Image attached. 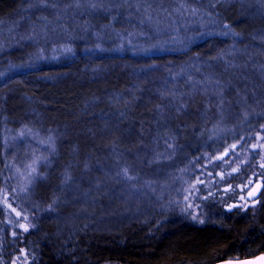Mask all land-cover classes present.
<instances>
[{
  "label": "trees",
  "instance_id": "1",
  "mask_svg": "<svg viewBox=\"0 0 264 264\" xmlns=\"http://www.w3.org/2000/svg\"><path fill=\"white\" fill-rule=\"evenodd\" d=\"M246 1L202 7L211 30L199 29L195 39L165 52H110L75 41L66 56L47 61L39 57L41 43L6 48L0 56L1 69L9 70L0 74V194H13L30 229L12 235L0 207V264L16 258L17 264H213L264 253V192L255 213L223 215L222 226L180 224L153 207L149 215H103L101 205L123 198L122 188L108 182L112 164L131 166L141 157L142 174L149 176L153 167L173 171L168 161L152 160L172 153L183 155L176 163L188 164L186 171L201 174L230 147L246 153L256 144L264 130V9L248 8ZM24 2L0 0V26L13 22ZM91 20L108 22L105 16ZM251 110L260 113L246 115ZM215 129L231 133L214 137ZM24 130L54 147L39 168L30 203L16 191L10 165L24 147H36L24 141L14 150L10 135ZM230 168L217 163L204 170L214 175L217 192L252 179L251 166L236 174ZM153 174L158 177V169ZM232 194L214 193L208 212L221 214L234 202ZM82 200L91 215H74Z\"/></svg>",
  "mask_w": 264,
  "mask_h": 264
},
{
  "label": "rangeland",
  "instance_id": "2",
  "mask_svg": "<svg viewBox=\"0 0 264 264\" xmlns=\"http://www.w3.org/2000/svg\"><path fill=\"white\" fill-rule=\"evenodd\" d=\"M215 1L217 0H25V6L16 19L0 26V56H3L6 48H12L16 44L25 47L27 44L41 43L39 45L44 44L45 51L39 52L42 55L39 57L47 61L56 60L70 53L73 48L72 43L75 41L93 44L97 50L110 52L123 51L122 49L127 48L138 54H149L178 49L195 39L197 30L207 33L211 30L206 29L205 22V19L207 21L211 16L204 14L200 9L211 6ZM245 6L262 10L264 0H247ZM103 16L108 18L107 24L96 26L91 20L93 17ZM125 24L133 26L126 28ZM108 43L114 45V48H105L104 45ZM3 59V57L0 59L1 75L9 71L5 68L1 69L4 67ZM250 113L258 115L260 111L251 110L246 115ZM226 133L227 130L224 133L221 129H215L213 136L219 137ZM9 139L14 142L12 144L14 150L19 149L24 141L36 146L30 150L24 147L22 149L24 155L15 156L10 163L18 181L16 191H19L21 197L30 203L34 184L39 177V168L52 155L54 147L50 141L40 136L36 137L30 130L12 133ZM182 156L177 157L169 153L168 159L164 154L152 159L168 161L170 167L167 169L172 168L173 171L162 173L160 167H153L149 176L142 174L144 171L141 164L144 159L141 157L131 166L118 167L112 164L111 168L108 167L110 171L108 182L112 187L122 188L118 195L123 198L121 203L112 200L105 205L100 203L107 211L103 215H149L148 211L153 207V211H161L160 215L173 214V218H176L180 224L205 227L222 226V218L229 215L256 212L259 200L248 201L247 194L253 188V184L261 182L264 185V130L257 135L256 144L248 152L243 153L239 151L238 145H234L211 162L208 161L201 174L199 170L186 171L188 164L178 165L176 162ZM207 160L210 158L208 157ZM217 163L230 166L231 174L238 173L243 166H251L254 170L252 179L236 187L231 185L218 189L217 192L214 186L217 185L216 180H210L214 175L204 171ZM156 169H158V177L153 174ZM219 177L223 178L224 175L220 173ZM209 190L211 193H208ZM229 192L234 193L232 203L239 204L238 207L230 211L233 204L229 203L221 207L222 209L219 210L221 214L208 212L214 211V208L210 209L209 203L214 199V193ZM13 198V194L9 192L0 194V207L4 208L5 214L10 217V221L7 222L9 230L12 229V235L16 228L24 231L30 229L28 218L15 207ZM214 203L213 200L211 205ZM216 206L217 204L214 207ZM95 208L97 215H100L102 209L100 210L99 205ZM74 215L81 217L91 215L87 202L83 204L82 209L77 208ZM11 217L15 220L11 221ZM3 223L5 224V221ZM1 227L2 225H0V248L4 239ZM0 263H3L2 257ZM14 264H17V258Z\"/></svg>",
  "mask_w": 264,
  "mask_h": 264
},
{
  "label": "water",
  "instance_id": "3",
  "mask_svg": "<svg viewBox=\"0 0 264 264\" xmlns=\"http://www.w3.org/2000/svg\"><path fill=\"white\" fill-rule=\"evenodd\" d=\"M249 187H247L248 189ZM264 192V185L263 183L259 182L257 184H253V188L247 194L248 201H257L261 198ZM239 204H233L232 208L229 210H233L234 208L238 207ZM213 264H264V253L260 254L254 258H234V259H227L223 261H219Z\"/></svg>",
  "mask_w": 264,
  "mask_h": 264
},
{
  "label": "snow or ice",
  "instance_id": "4",
  "mask_svg": "<svg viewBox=\"0 0 264 264\" xmlns=\"http://www.w3.org/2000/svg\"><path fill=\"white\" fill-rule=\"evenodd\" d=\"M33 171H35V169H33ZM202 222V221H201Z\"/></svg>",
  "mask_w": 264,
  "mask_h": 264
}]
</instances>
